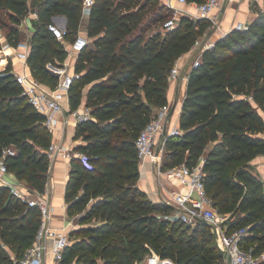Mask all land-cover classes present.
Segmentation results:
<instances>
[{
  "label": "trees",
  "instance_id": "1",
  "mask_svg": "<svg viewBox=\"0 0 264 264\" xmlns=\"http://www.w3.org/2000/svg\"><path fill=\"white\" fill-rule=\"evenodd\" d=\"M204 2L205 0H188ZM84 0H0L11 23L7 43H21L19 24L32 19L28 64L41 83L55 88L59 76L48 62L62 65L66 44L84 33L89 42L79 50L75 69L81 75L70 89L73 109L83 102L91 117L79 121L75 138L85 143L91 167L72 159L66 186L68 212L90 209L84 222L102 207L105 222L87 228L89 238L69 246L65 262L135 264L150 251L177 264H225L211 227H192L178 218H164L158 204L137 186L140 177L136 140L156 117L155 109L168 104L169 74L177 59L207 32L211 21L182 14L164 28L160 22L171 8L160 0H94L89 13ZM246 27L233 28L203 53L189 71L180 117L182 134L166 140L165 168L186 163L195 167L207 147L203 164L208 196L223 213H230V229L248 227L246 244L264 249V182L251 164L264 155V8ZM67 18L64 40L49 30L54 17ZM153 27H155L153 29ZM84 28V29H82ZM1 45V42H0ZM0 61V156L7 153L8 170L41 192L48 182V148L54 133L45 116L24 93L12 61ZM41 222L37 205L15 196L0 183V264H13L9 249L22 257L33 244ZM92 254V256H89Z\"/></svg>",
  "mask_w": 264,
  "mask_h": 264
},
{
  "label": "built area",
  "instance_id": "2",
  "mask_svg": "<svg viewBox=\"0 0 264 264\" xmlns=\"http://www.w3.org/2000/svg\"><path fill=\"white\" fill-rule=\"evenodd\" d=\"M94 0H84V12L89 13ZM179 4L191 5L195 12L179 7ZM221 0H205L204 2H189L188 0H172L168 2V7L175 12L171 19L164 22V28L175 26L182 14H188L193 18L205 17L211 21V27L219 25V10L223 7ZM37 16V13H32ZM239 28L246 27V23H239ZM49 30L59 40L65 39L66 29L55 22L48 25ZM89 42L88 37L84 33H79L73 42L66 44L69 50V56L62 65H56V68H50L59 76V82L55 88H50L36 79L30 70H26L28 66V57L30 53V43L21 41L18 47L14 49L15 55L23 60L24 68L16 71V78L24 88V93L28 96L34 107L45 116L46 126L54 133L55 130L65 128L69 123L70 117L76 123L91 117L89 107L84 108L81 105L73 109L70 104V89L75 79L80 77V73L76 71L72 63L73 57L78 54L84 46ZM213 44V43H212ZM208 42L198 38L194 46L200 48L199 55L193 62L192 67L197 65L202 58L203 51L211 46ZM72 63V64H71ZM52 64V63H51ZM54 65V64H52ZM72 67V69H71ZM182 68L175 63L170 71L169 77L172 80L179 78H188L189 71L184 72ZM170 107L164 105L162 114L152 119L140 132L136 146L139 159H151L154 162V168L158 174H164L167 178L175 182L169 188V201L176 209V218L183 223L196 227L200 222L205 221L212 232H217L216 242L225 257V264H264V253L256 252L255 246L246 244V236L248 235V227L241 226L230 229L228 220L230 213L221 212L208 196L204 183L203 165L197 164L190 167L186 163L165 168L166 140L170 135L182 134L180 126H174L170 130L167 129L165 134V116ZM160 137V138H159ZM158 138L161 140L159 141ZM159 141V142H158ZM160 143V144H159ZM7 153L14 154L15 150L11 147L4 149V154L0 156V183L8 185L12 193L27 202L29 205H37L41 211V222L33 244L27 249L22 257L13 256V264H45L46 258L50 255L54 264H85L77 257L70 262H65L66 253L69 246L73 243L71 237V226L74 225L68 221L67 225L56 226L53 222V207L51 202L52 193L55 189L53 183L47 182L43 192L24 186L19 182H12L6 179L5 174L9 173L5 162ZM49 157H55L58 154L69 157L68 150L63 151V146L57 142H52L48 148ZM78 157L85 166L91 167L89 157L85 152L79 151ZM67 177V181L69 179ZM50 241V243H49ZM135 264H177L172 258L162 257L156 250L150 248L145 257L137 261Z\"/></svg>",
  "mask_w": 264,
  "mask_h": 264
},
{
  "label": "crops",
  "instance_id": "3",
  "mask_svg": "<svg viewBox=\"0 0 264 264\" xmlns=\"http://www.w3.org/2000/svg\"><path fill=\"white\" fill-rule=\"evenodd\" d=\"M160 1L168 4V2H171L172 0ZM222 2H224V4L221 10H219V25L212 28H209V26V29L205 34L206 36L203 39V41H207L208 44L214 43L218 38L232 30L237 24L248 23L252 21L258 15L256 9L264 8V0H222ZM179 7L190 10L193 12V14L195 12L194 7L191 5L179 4ZM171 10L174 14L175 11L173 9ZM57 16V19H59V21L65 26L67 23L66 16ZM154 28L155 27H153V29ZM1 39V43L4 46V49H2V52L4 53H2V55L6 57L5 59L1 60L4 61L1 64H6L9 61H12L15 70L21 71L24 68L23 60L18 55H15L16 52H14V49L9 46L10 44L7 43V38L5 36H2ZM199 50L200 48L193 46L189 51L185 52L177 59V64L182 68L184 72L191 70L193 62L199 55ZM76 57L77 55H75V57L71 59L72 63H74V66ZM26 70H30L29 64L28 66H26ZM187 80L188 78H179L176 80L169 79L167 95L168 105L170 109L165 116V126L168 130H170L174 126H180L182 107L187 92ZM85 106L86 103L83 102L81 104V107L84 108ZM155 112L156 117L160 116L162 114V107L156 108ZM76 126L77 123L72 117H70L69 123L65 128H60L59 130L54 131L53 142H57L58 144L62 145L63 151L68 150L70 153L69 157H64L60 154L55 157H49L50 166L48 171V182L55 185V189L51 197V202L54 216L53 222L56 226H64L68 224V206L66 200L67 177L71 170L72 159L74 157H78L77 154L80 151L78 146L85 143L83 138H75ZM159 138L158 140L161 141L162 139L160 140ZM211 147L212 144L207 147L205 154H203L199 161V164H204L206 153L210 150ZM251 164L253 165L255 173H257L264 182V155L257 156L254 160H252ZM139 166L140 177L137 180V186L147 192L150 198L153 199V201L159 199L160 195L169 197L170 191L168 189V185L171 184L173 186L175 182L169 181V179L164 174H158L154 168V162L151 159H140ZM4 177L12 182H19L20 180L15 175V173L11 171L5 174ZM14 255L15 253H12V256ZM45 264H54V261L50 255L47 256Z\"/></svg>",
  "mask_w": 264,
  "mask_h": 264
},
{
  "label": "rangeland",
  "instance_id": "4",
  "mask_svg": "<svg viewBox=\"0 0 264 264\" xmlns=\"http://www.w3.org/2000/svg\"><path fill=\"white\" fill-rule=\"evenodd\" d=\"M222 1V0H221ZM231 1V0H229ZM224 3V2H223ZM169 15L162 18V20L160 21L162 24H164L165 21L169 20L172 18L173 16V12L171 10V13H168ZM36 16H34L32 13H28L21 21V23L19 24V30L21 33V38L23 41H29L32 32L34 31V25L32 23V19L35 18ZM58 16L54 17V22L57 23L58 25H60L61 27H65L60 21L59 19H57ZM219 22H220V16H219ZM11 23V20L8 16V14L6 13L5 10H1L0 9V42H1V38L2 36L7 35L8 32V27L7 25H9ZM238 25V24H237ZM209 28H212L211 26ZM208 28V29H209ZM208 31V30H207ZM207 33V32H206ZM204 33L203 37L201 36V39H204V37L206 36ZM7 38V37H6ZM2 49H4V46L0 45V61L2 59H5L6 57L4 55H2ZM69 51V50H68ZM68 52V56H69ZM67 56V57H68ZM7 64V63H6ZM48 67L50 68H56V65H52L51 63L48 62ZM158 117V116H157ZM167 152V150L165 151ZM165 156L167 157V154H165ZM169 179V178H168ZM169 181H172L171 179H169ZM22 184L24 186L27 187H31L30 185H28L25 181L21 180ZM167 182V181H166ZM168 183V182H167ZM172 185L169 184L168 185V189L171 187ZM32 188V187H31ZM147 196L150 198V196L147 193ZM168 196H159V199L155 200L154 202H156L158 204V208L162 207L163 205H168L167 210H163V209H157L156 210V214L164 217V218H170V219H174L176 218V209L175 206L172 205V203L169 201ZM153 200V199H152ZM69 202L67 201V206H68ZM90 209V205H87L86 207H84L82 210H74L73 212H68V207H67V219L69 222H72V229H71V237L73 240L76 239H80L83 237L89 238V233L86 231L87 228L92 227V226H96L102 222H105V220L107 219L106 216H102L101 212L104 210V207L101 208V210L98 213H95V215L91 216L90 218H88L86 221L82 222L81 221V217L83 214H85L88 210ZM247 242V241H246ZM10 254L15 253L14 250L9 249ZM260 252L264 253V249H262ZM89 256H92V254H90ZM96 261L98 262V264H102V258L99 255L95 256Z\"/></svg>",
  "mask_w": 264,
  "mask_h": 264
},
{
  "label": "water",
  "instance_id": "5",
  "mask_svg": "<svg viewBox=\"0 0 264 264\" xmlns=\"http://www.w3.org/2000/svg\"><path fill=\"white\" fill-rule=\"evenodd\" d=\"M234 28H239V25H236ZM165 134H167V128L165 130ZM203 222H205V221L203 220ZM214 235L217 238V232H215Z\"/></svg>",
  "mask_w": 264,
  "mask_h": 264
}]
</instances>
